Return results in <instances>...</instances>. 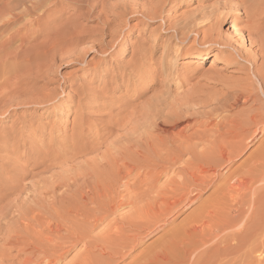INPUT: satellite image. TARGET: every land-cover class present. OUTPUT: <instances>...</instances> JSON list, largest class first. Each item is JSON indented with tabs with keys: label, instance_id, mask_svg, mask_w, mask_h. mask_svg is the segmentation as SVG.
Wrapping results in <instances>:
<instances>
[{
	"label": "bare ground",
	"instance_id": "1",
	"mask_svg": "<svg viewBox=\"0 0 264 264\" xmlns=\"http://www.w3.org/2000/svg\"><path fill=\"white\" fill-rule=\"evenodd\" d=\"M173 1L77 0V10L85 8L82 17H88L101 6L98 15L109 12L124 18L133 14L154 20L163 17L162 3ZM28 9L25 12L29 15L34 7ZM223 20L232 23L233 34L221 30ZM164 22L167 26V19ZM178 24H168L175 34L170 39L179 45L169 54L168 48L163 50L157 65L160 72L167 55L177 59L187 52L184 42L201 34V44L210 45L211 49L193 53L192 62L200 59L203 52L210 54L218 47L220 50L213 51L215 60L221 59L225 68L236 67L244 76L223 81L215 72L206 71L205 81L219 86L218 91L206 93L193 86L183 94H165L164 101L158 98L151 111L152 105L139 115L131 110L127 120L124 117L123 122L120 119L121 123L115 124L116 128L112 127L117 130L116 141L121 147L117 152L112 148L115 156L103 159L104 166L92 162L97 164V171L94 168L91 173L92 167L88 173L74 175L72 171L73 176L67 175L70 177L56 184L43 181L47 185L39 187L40 181L35 180L30 189L22 188L12 203L0 206V222L6 231L5 240L0 243V264L7 258L9 264H59L76 249L66 264H264V138L260 139L264 131V0H219L211 8H197ZM238 24H242L240 29ZM37 26L28 31L34 38L45 30L40 31ZM76 26L69 23L55 39L45 42L44 56L56 51V41L61 36L65 39L77 34ZM20 35V41L28 36L26 32L25 37ZM26 47L9 50L0 62L2 75L6 76L4 86L11 77L20 78L10 92L0 95L1 112L14 104L40 105L51 101L46 95L42 100L24 97L31 90L22 87V83L26 84L24 77L39 75L34 64L39 58L31 55L36 48ZM137 55L134 64L142 60L144 52L138 51ZM20 68L26 70L15 75ZM148 78L151 85L160 80L152 75ZM84 137H77L70 147L74 156L88 145L82 142ZM255 141L259 143L253 153L226 176L219 174ZM25 156L26 165L37 169L36 154ZM162 178L165 179L160 183ZM23 181L12 175L8 188L0 186V198L15 190L20 192ZM207 190H211L209 196L201 201ZM198 202L173 227L175 221L170 220ZM121 210L126 211L117 214ZM169 224L172 228L165 232ZM102 225L100 231L94 232ZM160 225L166 227L158 241L133 255L143 234ZM11 251L16 253L12 257Z\"/></svg>",
	"mask_w": 264,
	"mask_h": 264
},
{
	"label": "rangeland",
	"instance_id": "2",
	"mask_svg": "<svg viewBox=\"0 0 264 264\" xmlns=\"http://www.w3.org/2000/svg\"><path fill=\"white\" fill-rule=\"evenodd\" d=\"M217 1L219 0H174L173 2H163L161 5L163 17L152 20L141 16L134 17L133 14H129L124 18H117L109 12L105 13V15H98L101 6L97 7L92 15L82 17L86 13V9L77 10L79 5L77 0H0V62L1 60L3 61L8 51L14 48H22V46L31 47V50L36 48V52L32 50L34 54L31 52V55L39 58L34 63L37 64L36 70L39 75L36 78L34 76L24 77V79L26 78V84L22 83V87L28 86L31 89L27 91V96L24 95V97H31L30 99L37 97V99L42 100L46 95L51 100L40 105H34V103L22 104V106L14 104L6 112H1L0 108V186L8 188L12 175H17L20 180L24 179L23 186L19 188L21 191L15 190V194L13 192L10 194L6 193V196L0 198V206L8 204V202L12 203L16 196L22 193V188L30 189V184L35 180L40 181L39 187H43V185H47V181L55 182L56 184L60 180L70 177L67 175L73 176L75 173L84 171L88 173V168L91 167L92 169L96 168L97 171L98 166L96 165H99V163L103 164L109 160V156L113 158L115 156L114 150L121 147L120 143L118 144L116 141L117 130H112V127L116 128L115 124L121 123L122 118L129 116L132 113L131 110L133 112L136 111L135 113L139 115V112L140 114L145 113L144 108L148 107L146 109L149 110L152 105L151 111L155 106L154 104L159 101L158 98L164 101L163 96L165 94L166 96H169L167 93H170V95L175 93L176 95L183 94L182 92H187L193 86H196V88L200 87V90L202 91L203 89L204 92L207 91L206 93L218 91L219 86L214 87L213 84L205 81L203 75L206 71L215 72L223 81H227L228 78L243 77L242 72H238L236 67L225 68L221 59L215 60L213 51H216V49L220 50L218 47H214L215 49L213 48V51L209 52L210 54L205 55L203 52L200 55V59L192 62L191 55L193 53L200 54L202 49H211L210 45L201 44V34L199 36L193 35L184 42L183 47L187 52L177 59L167 55L162 72L159 70L160 66H157L163 50L168 48L169 54L171 49L179 45L177 40L170 39L174 32L173 30L170 31L168 24H178L197 8L204 6L211 8ZM24 3L26 6H24ZM6 6L10 8H6ZM31 6L34 9L28 15L25 9L29 8L28 10H30ZM166 19L168 21L166 22L167 26H165L164 22ZM69 23L77 25L75 29L77 34L65 39L60 35V39L56 41L55 54L51 51L50 54L48 52L49 55L46 54L44 56V43L55 39L54 37H57V34L61 32L60 30ZM181 24L178 25L181 26ZM32 25L34 27L39 25L40 31L45 29L38 38H34V34L28 32L34 28ZM231 25L230 21L223 20L220 28L224 32L233 34ZM236 26L240 29L242 24ZM205 29L206 27L202 28L201 31ZM25 32L28 35L27 37H25ZM20 34L27 40L24 38V41H20ZM234 37L235 39L237 38V36ZM246 45L248 47V43ZM138 51H143L144 56L138 64H134L138 57ZM171 59L174 62L176 60V64L172 63ZM25 70L24 68L17 69L15 75L21 74ZM142 75L145 76L143 77ZM149 75H152L154 79L163 81L166 84L165 87L161 86L159 81L151 85L149 83ZM5 77L4 74L2 75V65H0V85L2 86H4L3 80ZM11 78L4 87H0V95L7 94L13 89L15 84L18 85L20 78L17 80L15 77ZM27 82L32 83L27 85ZM127 119L126 117L124 121ZM79 130L82 131L79 132ZM78 134L83 137L85 134L84 139L87 141L83 140L82 142H87L88 145L86 144V148L78 152L79 155L75 153L76 155L74 156L69 152V149L77 142V137L79 136L76 135ZM90 136L92 137L90 138ZM99 137L103 138L100 139ZM14 138H17V141ZM96 138L97 141L95 140ZM262 138H264V131L260 139ZM110 140L113 141V143L111 142L112 144ZM258 143L259 141H255L249 144L240 156L231 165L219 171V174L226 176L234 170L255 151ZM89 145L91 148H89ZM23 152L29 156L36 154L39 162L37 169L33 170L31 165H26L27 156ZM64 155L67 157H64ZM103 159H106V161ZM86 162L88 163L85 164ZM92 162L97 164L93 165ZM92 169H90L91 173L95 171V169L93 171ZM103 170H106V168ZM34 172L37 173L36 177L32 175ZM71 172L73 174H70ZM164 179L162 178L160 183ZM262 184L264 185V182ZM60 189L57 188L56 190L60 191ZM210 192L211 190L204 192L201 196V201L205 200ZM198 204L199 202L195 203L183 211L181 215L173 217L170 220L174 219L175 221L173 227L177 226ZM125 211L121 210L117 214ZM1 223L0 243L5 240L6 235ZM170 226V224L167 227L160 225L153 227L154 229L152 228L149 233H144L143 241L133 255L158 241L164 233L162 228L166 227V232L172 228ZM102 228L103 225L95 229L96 231L94 232H98ZM76 251L78 249L67 254L59 264H66L71 261L77 253ZM10 254L9 256L12 257L16 253L11 251ZM7 259L3 261L4 264L7 261V264L11 262L10 258Z\"/></svg>",
	"mask_w": 264,
	"mask_h": 264
}]
</instances>
